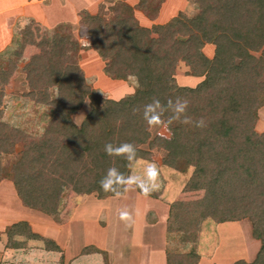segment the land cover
<instances>
[{"label": "trees", "instance_id": "1", "mask_svg": "<svg viewBox=\"0 0 264 264\" xmlns=\"http://www.w3.org/2000/svg\"><path fill=\"white\" fill-rule=\"evenodd\" d=\"M191 1L196 16L180 13L151 28L142 26L129 7L114 10L110 19L87 15L91 48L105 63V76L136 79L135 92L120 100L104 98L88 83L76 60L81 46L69 33L55 29L49 34L39 23H31L21 48L6 59L7 51L0 54V157L19 153L7 178L26 207L53 215L69 189L99 199L117 197L105 193L99 181L109 167L126 175L131 169L126 160L106 155V143L134 144L137 160L150 161L151 151L162 149L165 166L183 173L194 168L183 192H204L198 200L170 204L168 232L180 234L181 244L190 250L169 252L168 264L199 261L202 222L245 219L251 221L253 238L261 246L252 262L232 264H264V132L255 129L258 110L264 106V0ZM207 46L214 47L212 58L205 53ZM21 59H27L22 67L29 87L26 96L54 109L38 137L4 121L6 87ZM181 63L189 68L187 75L203 78L197 86L178 85ZM177 97L188 100L187 115L193 121L203 118L206 127L173 122L164 124L168 135L153 136L142 117L143 105L153 98L166 105ZM87 100L92 108L77 125L73 116ZM170 114L165 113V121ZM3 172L0 162V176ZM147 197L160 195L152 192ZM6 234L8 248L21 247V237L61 252L27 222L8 227ZM98 251L89 247L83 252Z\"/></svg>", "mask_w": 264, "mask_h": 264}, {"label": "rangeland", "instance_id": "2", "mask_svg": "<svg viewBox=\"0 0 264 264\" xmlns=\"http://www.w3.org/2000/svg\"><path fill=\"white\" fill-rule=\"evenodd\" d=\"M159 1L160 0H32L34 7L31 11V18H28V20L21 25L18 23L15 28L13 42L9 46V49H7V53L3 54V57L6 59L15 50L21 48V45L24 44L27 38L26 29L31 23H39L49 34H52L55 29L60 30L62 33H69L81 46L76 60L83 70L88 83L104 98L120 100L135 92L134 89L137 87L136 79L130 78L124 81L127 84L123 85V81L113 80L105 76V63L98 53L91 48V39L88 36L85 20L87 15L96 14H102L106 19H110L114 16V10L118 9L121 11L122 6L123 9L129 7L140 24L147 28L169 23L172 19L180 15V13L188 18L198 14L197 6L191 0H164L160 4V8L154 11ZM25 51L27 52V56H29L31 50L27 48ZM206 53L211 56L210 50H206ZM1 62L3 61L0 59V63ZM26 62L27 59H21L19 61L18 68L10 77V83L6 87L4 121L38 137L44 134L45 127L53 115L54 109L52 107L39 105L26 96L29 87L26 82L25 74L22 71V67ZM178 69L180 73L178 74V78L180 79H176L180 86L192 87L197 85V82H199L198 80H201L198 77L187 75L188 73L186 72H188L189 68L187 69L183 63L179 65ZM133 82H135L134 89L132 88ZM104 90H110V95L112 97L108 96V93L102 92ZM52 94L55 95V90L52 91ZM91 108L92 106L87 100L81 110L73 116L74 123L81 125ZM261 115L264 117V106L258 110V121L260 125H263L264 118H262ZM260 119L263 121L261 122ZM255 129L259 133L264 132V130L260 132V129L264 128L256 126ZM150 131L153 136L157 134L168 135L169 133L164 124L153 127ZM20 149L21 148H18V151ZM151 152L152 160H137L134 162L133 168L137 174H141L144 168L141 165L145 166L149 162H155L159 166L160 187L157 191H154L160 195L157 200L168 203L170 206V202L175 201L178 197V200H184L186 202L195 201L203 197L204 192H183L187 182L193 175V167L183 173L180 170L162 164L161 158L165 156V152L162 149L156 148ZM0 158L2 168L4 169L3 174L0 176L1 181L3 179H8L7 173L19 159V153L2 155ZM11 190H14V196L10 197L8 195L6 199H10L12 202L11 207L16 211L13 218L14 220H11L12 218H9L11 215H8V217L3 218L1 223H13V221L20 220L32 221L35 223V230L45 237L59 240V242L63 244H71L73 246L72 253H74V250L79 247V245L85 244H109L112 247L114 245L123 247L131 226L120 220L119 212L121 210H128L132 213L133 221L136 222L140 220V215L144 214V211L159 204V201L154 200L155 198H145L141 196L137 188L130 189L122 196L106 199H99L96 194L77 195L69 189L62 195L58 211L59 214L57 212L50 215L42 211L26 208L16 195L15 189ZM177 194H179V196H177ZM3 205L4 203L0 200V207H4ZM153 214L154 211H149L147 215L150 217L155 216ZM82 217L83 220H85L84 223L79 220V218ZM50 221H52L53 224L63 226L58 229L57 226L50 224ZM158 228L161 229V226ZM252 231V223L248 219L222 225L212 220H206L201 224L197 244H202V246L203 244H205V246L206 244H212L208 245V250L210 251L207 254L208 256L213 252V247L219 243L223 244L224 247H232L235 252L244 250L242 244L245 245L248 243V249L251 250L252 253L254 252L253 247H255V245L252 246L251 244H257L256 252L258 253L261 242L253 238ZM168 236L170 244H178L172 251L176 249L180 250V234L169 233ZM189 248L190 247L185 248V252H188L190 250ZM182 252L184 251L182 250ZM236 256L237 255H235V257ZM248 257L251 259L253 256L249 254Z\"/></svg>", "mask_w": 264, "mask_h": 264}, {"label": "crops", "instance_id": "3", "mask_svg": "<svg viewBox=\"0 0 264 264\" xmlns=\"http://www.w3.org/2000/svg\"><path fill=\"white\" fill-rule=\"evenodd\" d=\"M33 7L32 0H0V54L8 51L7 49H9V46L13 42L15 28L18 23L21 25L25 23L28 18H31ZM206 50L211 51V56L206 53ZM205 53L208 57L212 58L214 55V47L207 46L205 48ZM176 78H178V75ZM199 79L201 80H198L199 82H197V85L203 80V78ZM134 83L135 82H133L132 85L133 89L135 87ZM126 84L127 83L123 81V85ZM102 92H106L108 96L112 97L110 95V90H104ZM262 118L264 117L262 116ZM260 121L262 122L263 120L260 119ZM259 123L258 121L257 127L264 128V124L260 125ZM263 130L264 129H260V132ZM141 166L144 167V165ZM11 189H15L16 195L18 196L17 190L10 180L3 179L0 181V200L4 203V207H0V264H168V253L178 245L170 244L169 241L168 220L170 206L168 203H163L154 199L159 201V204L144 211V214H141L142 216L140 215V220L134 222L132 219L130 231L127 234L123 247L115 245L112 247L109 244H85L79 245V247L74 250V253H72L73 246L71 244H63L60 243L59 240L45 237L35 230V223L32 221L20 220L13 221V223H1L3 218L8 217V215H11L9 218L14 220L13 218L16 211L11 207L12 202L10 199H6L8 195L10 197L14 196V190ZM177 196H179V194H177ZM178 199L179 197L175 201ZM20 201L22 202L21 199ZM175 201H171L170 204ZM22 205H24L23 202ZM149 211H154L153 215L155 216H148L147 214ZM79 220L83 221V223L85 222L83 217L79 218ZM19 222L29 223L34 232L55 242V245L60 247L61 252L46 249L43 241L27 240L21 237L17 238V240L23 244L21 247L8 248L6 246L8 243L6 229ZM49 223L53 226H57L58 229L63 226L53 224L52 221ZM159 226H161V229L158 228ZM208 245L212 244H206V246L205 244H203V246L202 244H198L197 252L200 259L196 264H232L238 260H245L248 263L252 262L257 255V244H251L252 246L255 245V247H253L254 252L252 253L251 250L248 249V243L245 245L242 244L244 250L240 252H235L232 247L226 246V248L223 244L219 243L216 244L215 247L212 246L214 250L209 256L207 255L210 252L208 250ZM180 246V251L183 250L185 252L184 249L188 248L181 244ZM89 247L99 250L98 253H84L83 251ZM249 254L253 256L251 259L248 257ZM235 255H237L238 258L237 256L235 257Z\"/></svg>", "mask_w": 264, "mask_h": 264}, {"label": "clouds", "instance_id": "4", "mask_svg": "<svg viewBox=\"0 0 264 264\" xmlns=\"http://www.w3.org/2000/svg\"><path fill=\"white\" fill-rule=\"evenodd\" d=\"M188 104V100L179 97L175 101L169 98L166 105L162 104L160 99L153 98L150 103L143 105L142 117L149 129L162 124L171 125L173 122H180L185 125L194 123L197 128L206 127L203 118L193 121L187 115ZM166 112L171 114L168 115L165 121L164 115ZM104 152L109 157L126 160L128 168L131 169L129 174L126 175L115 166L109 167L106 174L99 181L100 187L105 193L111 192L119 196L122 192L126 193L130 189L138 188L147 197L159 189L160 168L155 162L147 163L141 174H137L134 170V162L138 159L137 148L134 144L130 142L118 144L108 142L104 145ZM119 218L126 224H130L133 219L132 213L128 210H121Z\"/></svg>", "mask_w": 264, "mask_h": 264}]
</instances>
